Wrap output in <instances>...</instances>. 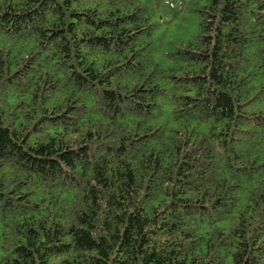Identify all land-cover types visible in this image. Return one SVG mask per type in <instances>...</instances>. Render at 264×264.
I'll return each instance as SVG.
<instances>
[{
	"label": "clouds",
	"instance_id": "1",
	"mask_svg": "<svg viewBox=\"0 0 264 264\" xmlns=\"http://www.w3.org/2000/svg\"><path fill=\"white\" fill-rule=\"evenodd\" d=\"M27 3L0 0V17L9 5L18 13L12 22L0 19V133L10 131L17 149L0 153V264H12L14 250L29 242L34 264H143L153 253L175 264L173 249L188 264H264V0H238L240 36L249 43L232 46L228 87L211 80L208 62L197 63L205 37L214 44L218 27L225 35L236 27L221 25L219 12L210 19L211 0H71L70 7L33 0L32 15H19ZM60 9L68 23L72 13L82 17L75 39L68 33L70 55L62 42L38 35L59 22ZM133 12L148 23L120 27L148 55L130 73L131 51L121 55L116 42L105 51L86 37L111 36L101 22ZM222 92L231 93L235 118L229 109L227 146L208 158L223 131L214 111ZM185 165L188 179L180 175ZM129 169L134 187L124 179ZM109 197L143 221L146 244L120 251L116 232L104 230L105 216L121 211ZM96 209L93 236L112 247L107 259L79 248L74 236L85 227L80 216ZM127 227L119 226L121 240ZM57 233L59 245L48 246Z\"/></svg>",
	"mask_w": 264,
	"mask_h": 264
},
{
	"label": "trees",
	"instance_id": "2",
	"mask_svg": "<svg viewBox=\"0 0 264 264\" xmlns=\"http://www.w3.org/2000/svg\"><path fill=\"white\" fill-rule=\"evenodd\" d=\"M33 3V0H28L26 5V10L23 13H19V15H23L25 17L32 15V11L30 9V5ZM238 0H211L210 7V19L215 21V14L219 12L220 24H233L236 25L235 28L231 29L227 35H225L223 27H218L215 36V43L213 44V37L207 36L201 41V48L204 51L201 53L200 58L197 59V63L200 62H208L211 65L210 68V76L211 80L214 81L217 85L221 87H228L229 74L225 71V67L230 65V62L236 59V55L233 52L232 46L237 45L241 48H244L249 43L248 36H240V32L243 28V24L241 21V11L237 7ZM65 4L70 7L71 0H65ZM223 4V7L220 5ZM264 8V5H261ZM119 10H117V13ZM60 17L59 22L53 26L51 29H42L38 32L41 40H48L51 43H55L56 41H60L64 44V47L60 49L66 55L71 54V47L66 42L68 40V33H73V38L75 39L74 33L77 28V21L82 19V17L77 13H72L69 17L71 23H68L64 19V10L60 9L57 13ZM18 13L12 10L11 5H9V11L3 14V19L7 22H12ZM131 23L137 29H142L145 24L148 23V18L143 13L137 14L136 12L131 13L129 16L121 17L117 15V23L113 24L111 21H103L101 22V26H107L112 28L111 36H87L86 39L93 43L94 46L98 45L104 48L105 51H110L112 47V43L116 42L117 52L123 55L124 51H131L133 53L132 58L126 59V66L130 73H134V69L131 67L133 61L141 68L144 65V58L148 55L146 50H138L133 48L132 45L134 43L132 37L129 35L128 28H121L122 24ZM213 27L212 24L206 26V30H211ZM67 28V32L65 29ZM139 38V34L137 35V39ZM241 40H243V44H241ZM94 74V73H93ZM16 75V74H13ZM9 83H16V81L9 78ZM197 83H202L201 81H197ZM203 83H207V81H203ZM143 100H148V88L147 86L143 89ZM231 109L232 117L235 118L236 108L232 103V97L230 92H222L221 98L217 103L215 108V112L221 113L224 120L223 131L219 137L220 144L218 145H209L208 151L205 153V156L210 158L213 152H219L223 147H226V141L229 138L225 133L231 132V129L228 126L229 117L226 115L227 111ZM219 123V121H218ZM11 133L10 131H4L0 133V153L7 152L9 149L12 150L13 154L17 149L15 145L11 144L10 140ZM44 155H47V151H45ZM24 160H28L27 156L23 157ZM39 166V165H37ZM45 167H47L45 165ZM188 166L185 165V168L181 170L180 175L185 179H188L187 175ZM125 169L121 166V172H124ZM129 174L124 177V179L128 180L131 186H135V174L128 170ZM98 176L103 182L106 180L107 174L104 171L103 166H98L97 168ZM99 198L98 193H93V202H95ZM111 203L109 207L121 209L119 213L116 214L114 219L105 216L104 219V230L106 231H115L116 236L114 237L117 244L120 246V251H124L125 249L129 252L133 251L137 244H146L148 241L143 237V229L144 223L141 219L132 218L128 216L127 213L122 211V205L118 201H113L112 197H109ZM231 204V201H225L218 199V206ZM99 209L93 212H85L80 216V222L85 227L74 231V236L76 238V243L79 248L84 251H98L101 256L105 259L108 258L112 253V247L108 245L106 239L103 236H99L97 239L93 236V232L96 231L98 226L97 213ZM127 224L128 227L125 230V235L121 240L119 237V226ZM175 225H172V229H175ZM30 231V236L32 241L37 239L38 234L33 230ZM59 245L58 233L57 238L48 241V246ZM34 245L29 242L27 245L19 246L14 252H18L19 256L13 260L12 264H34V261L31 259V251L30 249ZM141 252H143V247L141 246ZM170 256L174 259L175 264H188V258L183 252H178L175 249L170 253ZM143 264H172V260H161V258L155 253L150 256H146ZM195 264V261L192 262ZM237 264H241L240 261ZM243 264H248V262H243Z\"/></svg>",
	"mask_w": 264,
	"mask_h": 264
}]
</instances>
